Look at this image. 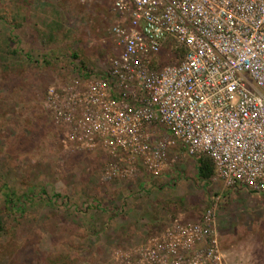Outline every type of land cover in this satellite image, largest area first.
<instances>
[{"label": "rangeland", "instance_id": "rangeland-1", "mask_svg": "<svg viewBox=\"0 0 264 264\" xmlns=\"http://www.w3.org/2000/svg\"><path fill=\"white\" fill-rule=\"evenodd\" d=\"M115 21L109 0H0V264H115L212 202L225 264H264V194L199 177L179 145L157 177L103 178L106 155L65 141L49 116L50 86L110 68ZM158 61L176 60L164 47Z\"/></svg>", "mask_w": 264, "mask_h": 264}, {"label": "built area", "instance_id": "built-area-1", "mask_svg": "<svg viewBox=\"0 0 264 264\" xmlns=\"http://www.w3.org/2000/svg\"><path fill=\"white\" fill-rule=\"evenodd\" d=\"M109 2L110 68L44 95L64 140L104 153L106 179L157 177L179 145L226 188L264 194V0ZM164 47L176 61L157 65ZM214 210L175 218L115 264H225Z\"/></svg>", "mask_w": 264, "mask_h": 264}, {"label": "trees", "instance_id": "trees-1", "mask_svg": "<svg viewBox=\"0 0 264 264\" xmlns=\"http://www.w3.org/2000/svg\"><path fill=\"white\" fill-rule=\"evenodd\" d=\"M116 53H117V51H116ZM116 55L117 54H115L112 58H114ZM155 63H157V65H160V62L158 61V56H157ZM197 160H198V165L196 166V169H197V173H198L199 177H201L203 179H209L211 177V175L213 174L212 163L207 158L200 157Z\"/></svg>", "mask_w": 264, "mask_h": 264}]
</instances>
